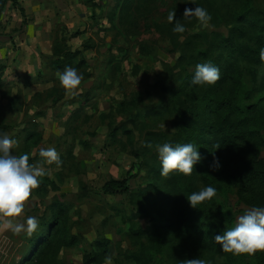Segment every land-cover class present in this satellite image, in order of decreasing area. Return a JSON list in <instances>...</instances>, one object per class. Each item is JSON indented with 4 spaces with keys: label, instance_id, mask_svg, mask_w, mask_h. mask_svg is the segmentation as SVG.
Segmentation results:
<instances>
[{
    "label": "rangeland",
    "instance_id": "rangeland-1",
    "mask_svg": "<svg viewBox=\"0 0 264 264\" xmlns=\"http://www.w3.org/2000/svg\"><path fill=\"white\" fill-rule=\"evenodd\" d=\"M116 2L19 0L18 5H7L0 26V62L5 66L0 86V134L16 139L14 154H29L35 157L32 163L41 162L40 148L55 147L61 158L60 166L53 163L43 167L53 172L62 168L58 172L63 175L61 180L67 193H62L61 188L47 195L32 191L28 199L30 206L38 203L28 215L36 217L38 226L45 214L49 217L48 207L56 198L70 205L64 223L68 227L67 235L76 237L77 244L61 251L59 264H83L86 254L98 252L96 242L102 238L110 240L104 264H133L128 255L146 249L149 236L135 235L130 225L117 215V210L112 209L115 206L130 214L135 205L129 195H106L102 187L110 178L129 175L133 191L142 186L146 172L141 161L127 152L141 148L148 130H162L170 136L176 133V115L170 99L176 92L182 95L179 88L189 84L187 73L194 69L192 64L178 65V53L171 52L168 36L177 33L166 25L170 24L169 16L174 13L177 1L150 0L145 5L147 12L136 24L142 30L124 27L118 17L120 7L115 15L111 13ZM254 3L264 12V0ZM211 17L206 27L195 17H188L187 22L182 20V24L191 35L207 34L212 38L215 32H220L227 36L230 27L224 24V18L212 14ZM63 31L68 37L78 32L70 40L73 49L89 46L83 55L93 76L83 75L80 86L73 91L63 88L59 73H52L47 66L53 42ZM142 46H147L146 54L142 53ZM252 67H256V74ZM242 80L253 101L263 97L264 61L260 65H246ZM53 87L58 92L53 97L47 96L46 92ZM194 87L200 89V86H188L189 90ZM62 95L63 99L56 100ZM183 96L182 102L187 103V95ZM10 97L17 100L15 106L9 105ZM149 107L157 108L161 116L146 118ZM132 119L138 121L136 128H132ZM123 124L133 130L136 139L135 145L127 144V152L119 144L109 143L110 130ZM31 130L40 135L37 143H27L26 134ZM121 138L127 142L125 135ZM260 155L264 158V147ZM49 175L47 171L45 177ZM186 182L194 192L209 185L200 174L188 175ZM215 188L216 195L200 205L225 214L228 228H232L237 218L252 207L239 202L236 181L219 179ZM158 210L171 217L172 207L160 206L136 221L143 229H151L149 234L154 229L151 216ZM228 253L239 264H261L264 260V251ZM220 254V250L212 251L200 240L168 228L159 256L164 264H187V260L194 258L219 264ZM44 260L42 264L50 262L47 257Z\"/></svg>",
    "mask_w": 264,
    "mask_h": 264
},
{
    "label": "trees",
    "instance_id": "trees-1",
    "mask_svg": "<svg viewBox=\"0 0 264 264\" xmlns=\"http://www.w3.org/2000/svg\"><path fill=\"white\" fill-rule=\"evenodd\" d=\"M149 1L117 0L111 13L115 15L120 7L118 17L124 27L128 29L134 26L140 29L136 24L147 12L145 5ZM174 1H177L174 18L179 19L180 23L182 20L186 22L188 20V17H183L185 9L192 8L188 6L198 5L206 8L210 14L224 18V24L230 27L229 33L225 36L215 32L212 38H209L207 34L191 35L186 29L183 33L176 35L172 33L168 36L172 46L171 52L178 53L177 64H192L194 67L191 73H187L189 84L179 88L183 91L182 95L179 96V92H176L170 99L176 115V133L170 136L162 130H148L143 136L141 148L138 150L132 148L127 152V144L131 146L136 144L133 130L124 124L112 128L109 143L119 144L129 155L140 160L146 176L143 178L142 186L136 191L131 188L130 175L118 179L110 178L103 185L102 193L128 194L135 205L130 214L115 206L112 209L117 210V215L123 218V223L130 225V230L135 235L149 236L144 251L132 252L128 255L133 264H164L161 261L163 258L159 255L163 251L165 230L168 228L200 240L212 251L220 250L219 264H239L228 252H223L222 247L214 241L215 235L222 234L228 229L229 224L225 214L218 212L219 210L210 211L200 204L197 208L191 207L187 196L194 190L191 184L186 182L187 176L178 172H172L168 176L161 175V163L155 146L165 142L197 145L202 160L194 166L193 175L200 174L214 188L219 183V179L224 182L234 180L238 184L236 194L240 203L251 207L264 206V158L260 155L264 147V96L253 101L251 93L246 92L242 80L246 65H260L264 61L261 55L264 52V12L256 7L254 0H193L196 5L191 0ZM9 3L15 6L18 5L19 0H0V26L3 13ZM166 26L172 31L173 23ZM77 34L78 32L71 37ZM71 37H68L65 31L56 37L47 66L55 74L67 67H73L87 78H91L93 73L88 71L90 65L83 55L84 50L89 46L73 49L70 44ZM200 44H205L206 47L200 48ZM141 49L143 54L147 53V46H142ZM207 61L213 62L220 68V79L213 85L189 90L188 86H192L191 79L196 65ZM254 68L256 67H252L253 73L256 74ZM4 69V64L0 62V86ZM184 70H186L185 65ZM57 92L58 88L53 87L46 93L47 96L53 97ZM184 94L187 95V103L181 100ZM63 98L62 95L56 100ZM15 103L17 100L10 97L9 105L15 106ZM145 113L148 119L161 116V112L154 107L147 108ZM75 116H78L77 112ZM130 122L132 128H136L138 121L132 119ZM120 132L126 136L127 142L122 141ZM26 135L27 143L30 141L37 143L40 138L36 130L28 131ZM148 144L152 147H148ZM213 153L219 158L221 165L217 171L210 168L213 163ZM29 158H32L29 159L30 163L35 159L31 156ZM60 177L63 178L62 173ZM48 189L59 191L60 186L49 176H44L40 186L34 191L46 195ZM160 206H171V217L165 216L158 210L151 216L154 229L149 234L151 229L150 231L143 229L136 221L147 216L151 209ZM69 208V203L58 198L49 205V217L45 214L38 229L26 236L29 247L18 264H42L46 262L44 260L46 257L50 260L46 264H59L61 251L77 244L76 237L70 238L67 235L68 227L64 223ZM96 246L98 252L86 254L83 264H104L110 240L102 238L96 242ZM261 264H264V260Z\"/></svg>",
    "mask_w": 264,
    "mask_h": 264
},
{
    "label": "clouds",
    "instance_id": "clouds-1",
    "mask_svg": "<svg viewBox=\"0 0 264 264\" xmlns=\"http://www.w3.org/2000/svg\"><path fill=\"white\" fill-rule=\"evenodd\" d=\"M191 2L194 3L193 0ZM174 16L175 13L169 16V22L173 23L172 31L174 33L185 32V25ZM183 17H195L205 27L212 19L208 10L198 5L194 9H185ZM261 55L264 58V52ZM220 76V68L213 62L207 61L196 65L191 84L194 86L213 85L220 79ZM58 78L63 88L73 91L80 86L83 74L76 68L67 67L59 73ZM17 144L16 139L7 134H0V216L8 218L4 221L3 228L10 229L14 233L24 231L31 235L38 227L36 217L29 216L24 222H15L14 218L22 214L25 202L31 196L32 191L39 186L41 178L47 174L43 164L56 163L59 165L61 158L55 147L40 148L38 154L41 162L30 163L28 155L14 154L13 149ZM147 146L152 147L151 144ZM155 147L161 163L160 173L163 176H168L172 172L191 175L194 166L202 160L199 148L193 143L165 142ZM220 167L219 158L213 153V163L210 168L217 171ZM215 195L216 189L208 185L200 191L191 193L187 199L191 207L197 208L199 204L211 200ZM214 241L222 247L223 252L254 254L257 251H264V206L246 210L237 218L234 227L215 235ZM187 264H207V262L204 259L194 258L187 260Z\"/></svg>",
    "mask_w": 264,
    "mask_h": 264
},
{
    "label": "crops",
    "instance_id": "crops-1",
    "mask_svg": "<svg viewBox=\"0 0 264 264\" xmlns=\"http://www.w3.org/2000/svg\"><path fill=\"white\" fill-rule=\"evenodd\" d=\"M135 163V160L133 164ZM60 166V165H57ZM46 171L50 172L49 178L55 181L61 188V192L67 193L66 189L63 188L64 181L61 180L60 173L62 168L60 167L58 171L53 172V170L45 168ZM34 193H36L33 190ZM58 192L51 189H48L47 193ZM39 195V194H38ZM37 197V196H36ZM41 198V197H40ZM38 203L33 206L29 205L28 200L25 202V208L22 214L19 217L14 218L15 222H24L29 213L32 211L33 207L36 208ZM30 206V207H29ZM8 219L6 217L0 216V264H18L21 257L25 254L28 249V243L26 241L27 232L14 233L10 229L3 228L4 221Z\"/></svg>",
    "mask_w": 264,
    "mask_h": 264
}]
</instances>
